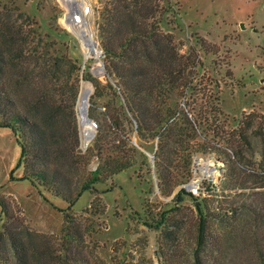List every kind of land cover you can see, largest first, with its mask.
Segmentation results:
<instances>
[{
    "label": "trees",
    "instance_id": "16d2710c",
    "mask_svg": "<svg viewBox=\"0 0 264 264\" xmlns=\"http://www.w3.org/2000/svg\"><path fill=\"white\" fill-rule=\"evenodd\" d=\"M180 10L178 0L105 2L98 37L107 81L102 83L91 76L84 79L94 84L93 105H99L106 95L108 101L99 107L103 113L100 112L102 118H96L95 136L81 152L75 127L80 77L77 61L69 56L64 41L58 39L61 35L56 28L49 25L43 31L22 10L19 0L0 1V128L10 131L20 148L23 179L38 190L44 189L69 202L63 212L61 235L53 237L25 227L24 218L17 216L9 201L0 197L4 215L0 264H96L85 250V235L71 208L82 191H89L92 199L83 213L101 217L104 205L101 197H96L101 195L96 185L106 183L119 172L141 167L137 163L138 151L128 146L130 139L122 128L125 123L134 126L140 140L155 141L151 158L160 196L168 198L183 186L158 211L144 204L143 214L136 213L142 225L161 230L157 241L160 259L165 264H175L172 256L176 250L171 251L180 245L182 231L191 235L193 264H205L201 255L208 248L221 252V241L210 235L209 226L212 221L225 218L230 210L209 208L210 199L222 194L213 191L215 187L208 181L203 184L209 195L206 198L202 188L196 196L185 188L191 176L192 157L214 153L219 160L220 156L227 158L224 164L215 162L224 180L233 181L237 164L234 166L225 150L231 141L246 143L250 131L262 136L264 148V115L243 114L236 130L226 139L217 126L211 129L208 117L178 106L177 96L192 90L199 61L195 49L181 54L170 32ZM163 23L167 28H162ZM199 45L205 54L217 52ZM211 112L214 116L221 114L219 108ZM254 121L257 126H252ZM217 138L219 141L215 142ZM67 140L71 147L63 148ZM92 158L97 159V164L90 170ZM64 159L73 166L69 171H74V180L60 170L59 160ZM257 175L264 179V170ZM186 199L191 206L183 205ZM180 211L186 213L174 218ZM91 221L90 226L95 229L97 221ZM110 264L143 262L135 263L125 254L120 262L110 257Z\"/></svg>",
    "mask_w": 264,
    "mask_h": 264
},
{
    "label": "rangeland",
    "instance_id": "374dc122",
    "mask_svg": "<svg viewBox=\"0 0 264 264\" xmlns=\"http://www.w3.org/2000/svg\"><path fill=\"white\" fill-rule=\"evenodd\" d=\"M88 1L91 11L87 21L95 46L102 52L99 60L93 55L85 58L79 36L61 23V19L68 13L77 14V10L82 6H73L70 10L64 0L63 3L61 0H19V6L39 23L43 31H47L49 25L59 31L61 37L58 36V39L64 41L69 56L77 61L80 68L78 96L81 80L89 83L92 88L88 114H91L89 117L97 128L96 118H102L100 112L103 113L102 107H99L106 103L107 95L104 100L98 102L99 105H93L91 97L94 84L84 78L91 76L102 83L107 81L106 76H94L91 72L96 64L104 67L98 30L101 12L107 0ZM178 1L180 16L170 32L177 40L179 52L187 54L190 48L195 49L199 61L194 69L192 90L177 96L176 102L179 107L184 106L192 113H202L208 117L211 129H216L217 126L218 131L222 130L223 138L228 139V134L236 130L243 114L254 112L264 115V0ZM80 2L85 5L83 0ZM168 19H171L170 15ZM165 25L163 23L162 28L165 29ZM199 43L208 50L214 49L217 52L215 55L205 54L201 51ZM77 99L75 127L79 149L84 152L86 149L80 142ZM214 108H219L221 114L214 116L211 112ZM252 126H257V123L254 121ZM122 128L124 134L128 133V146L138 151L137 163L142 164L141 167L124 170L113 175L106 183L96 185L101 194H96V197H101L104 205L101 217L83 213L89 208L92 199L89 191H82L76 197L71 210L85 235V250L92 263L110 264V257L120 262L126 254V257L135 263L142 261L144 264V261H151L152 263L146 264H165L160 259L157 242L161 230L142 225L136 213L143 214L144 204L158 211L162 205L171 201L183 186L177 188L168 198L160 196L151 158L155 141L140 140L133 131V125L125 123ZM261 137L250 131L246 143L236 144V140L229 142L225 152L230 161L235 163L234 166L237 164L233 181L224 180L220 167L215 162L219 159L214 153L192 157L188 183L194 186L189 191L196 196L202 188L204 197H209L206 186H203L204 181H208L206 183L215 187L213 191L222 194L213 201L210 199L212 203L209 208L230 210L225 218L210 223L209 233L221 241V252L217 253L216 249L208 248L201 255L205 264H217L218 261L220 264H262L264 261V179L257 175L259 171L264 170ZM218 141L217 138L215 142ZM63 145V148L71 147L69 140ZM20 156V148L12 133L0 128V197L9 201L17 216L24 218L25 227L38 233L59 237L64 223L63 212L68 208L69 202L44 189L38 190L28 179H23L25 170ZM220 157L219 161L224 164L227 158ZM59 162L60 170L73 179L75 173L69 171L70 168L73 169V166L68 165L69 160ZM96 164L97 159L92 158L90 170L94 169ZM183 205L191 206V201L186 199ZM185 213L186 211L177 212L174 218L182 217ZM91 218L97 221L95 229L90 226ZM3 220L4 215L0 208V228ZM182 233L179 238L180 245L171 251L172 253L176 250L172 257L175 264H193L194 244L190 242L191 235L184 234L183 231Z\"/></svg>",
    "mask_w": 264,
    "mask_h": 264
},
{
    "label": "bare ground",
    "instance_id": "6f19581e",
    "mask_svg": "<svg viewBox=\"0 0 264 264\" xmlns=\"http://www.w3.org/2000/svg\"><path fill=\"white\" fill-rule=\"evenodd\" d=\"M66 5L69 7V9H73V6L78 8L79 6H82L81 9L77 10V14L79 15V22H75L72 23L69 20V13L61 19V23L67 27L68 29L71 30V32H73L74 34H76L77 36H79V38L81 39V48H82V52L85 56V58H87L90 55H93L96 59H98V49L96 48V46L94 47L92 45V40H93V36H92V32L90 30L88 21H87V16L89 14L88 11L87 14H85L84 11V7H88L89 6V1L88 0H83L85 2V6H83L84 4H82L80 2V0H64ZM93 70L98 71L99 75H104V72L101 71V66L100 64H96L93 66ZM92 92V88L90 86L89 83H84L82 82L81 84V91H80V104H79V110L81 111L82 109V105L89 99L90 95ZM92 131V127L90 125H88V123L85 120H82L81 123V128H80V136H81V140L83 145L88 143V137L90 135Z\"/></svg>",
    "mask_w": 264,
    "mask_h": 264
},
{
    "label": "water",
    "instance_id": "95a60500",
    "mask_svg": "<svg viewBox=\"0 0 264 264\" xmlns=\"http://www.w3.org/2000/svg\"><path fill=\"white\" fill-rule=\"evenodd\" d=\"M62 1V3H63V0H61ZM69 20H70V22H72V18H73V14L70 12L69 13ZM93 46L95 47V44H93ZM101 71L102 72H104L105 73V71H104V67L101 65ZM92 74L94 75V76H99V73H98V71H96V70H93L92 69ZM82 82H83V80H81ZM92 93V92H91ZM80 93H79V96H78V99H77V104H76V110H77V114H78V122H79V133H80V128H81V123H82V120H85L87 123H88V125H90L91 127H92V131H91V133H90V135H89V137H88V143L87 144H85V145H83V143H82V140H81V136H80V142H81V146L84 148V149H86V147L88 146V144H89V142L94 138V136H95V133H96V126H95V124L92 122V120H91V118L88 116V106H89V99L87 100V102H86V104L84 103L83 105H82V109H81V111L79 110V104H80ZM90 98V97H89ZM194 185L193 184H191V183H188V184H186L185 185V188L187 189V190H189L190 188H192Z\"/></svg>",
    "mask_w": 264,
    "mask_h": 264
},
{
    "label": "built area",
    "instance_id": "2783aa9c",
    "mask_svg": "<svg viewBox=\"0 0 264 264\" xmlns=\"http://www.w3.org/2000/svg\"><path fill=\"white\" fill-rule=\"evenodd\" d=\"M85 6V5H84ZM90 8H89V6L87 7H84V11H85V14H87L88 13V11H90L89 10ZM75 22H79V15L78 14H74L73 15V18H72V23H75ZM93 44H95L96 45V43L92 40V45ZM97 48V47H96ZM102 54V52L99 50L98 51V60H99V57H100V55Z\"/></svg>",
    "mask_w": 264,
    "mask_h": 264
}]
</instances>
